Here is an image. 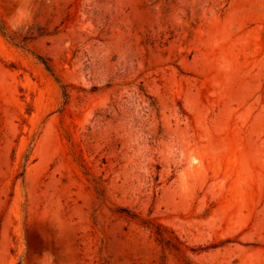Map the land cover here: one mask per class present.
<instances>
[{
    "label": "rangeland",
    "instance_id": "rangeland-1",
    "mask_svg": "<svg viewBox=\"0 0 264 264\" xmlns=\"http://www.w3.org/2000/svg\"><path fill=\"white\" fill-rule=\"evenodd\" d=\"M189 263L264 264V0H0V264Z\"/></svg>",
    "mask_w": 264,
    "mask_h": 264
},
{
    "label": "trees",
    "instance_id": "trees-1",
    "mask_svg": "<svg viewBox=\"0 0 264 264\" xmlns=\"http://www.w3.org/2000/svg\"><path fill=\"white\" fill-rule=\"evenodd\" d=\"M43 62H44V64H45L46 68H47L49 71H52L51 65L48 64L47 62H45L44 60H43ZM189 264H190V263H189Z\"/></svg>",
    "mask_w": 264,
    "mask_h": 264
}]
</instances>
